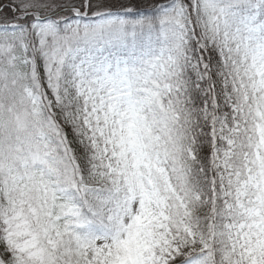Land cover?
Wrapping results in <instances>:
<instances>
[{"label":"snow or ice","instance_id":"snow-or-ice-1","mask_svg":"<svg viewBox=\"0 0 264 264\" xmlns=\"http://www.w3.org/2000/svg\"><path fill=\"white\" fill-rule=\"evenodd\" d=\"M0 264H264V0H0Z\"/></svg>","mask_w":264,"mask_h":264}]
</instances>
